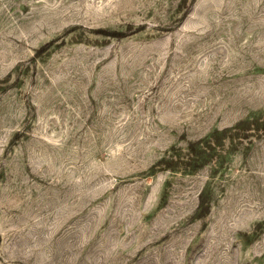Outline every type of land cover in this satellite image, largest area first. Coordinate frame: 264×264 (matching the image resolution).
<instances>
[{
  "label": "rangeland",
  "instance_id": "rangeland-1",
  "mask_svg": "<svg viewBox=\"0 0 264 264\" xmlns=\"http://www.w3.org/2000/svg\"><path fill=\"white\" fill-rule=\"evenodd\" d=\"M0 264H264V0H0Z\"/></svg>",
  "mask_w": 264,
  "mask_h": 264
}]
</instances>
